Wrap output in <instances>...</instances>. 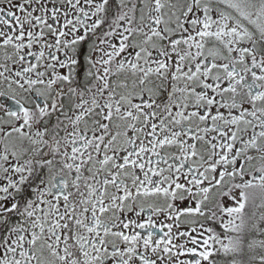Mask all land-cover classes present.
Masks as SVG:
<instances>
[{
	"label": "snow or ice",
	"instance_id": "obj_1",
	"mask_svg": "<svg viewBox=\"0 0 264 264\" xmlns=\"http://www.w3.org/2000/svg\"><path fill=\"white\" fill-rule=\"evenodd\" d=\"M0 264H264V0H0Z\"/></svg>",
	"mask_w": 264,
	"mask_h": 264
}]
</instances>
